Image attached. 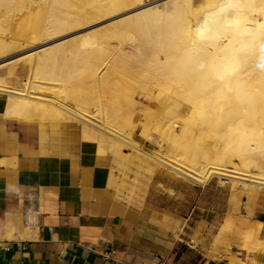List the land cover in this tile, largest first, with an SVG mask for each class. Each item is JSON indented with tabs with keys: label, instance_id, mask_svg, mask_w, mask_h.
Masks as SVG:
<instances>
[{
	"label": "bare ground",
	"instance_id": "bare-ground-1",
	"mask_svg": "<svg viewBox=\"0 0 264 264\" xmlns=\"http://www.w3.org/2000/svg\"><path fill=\"white\" fill-rule=\"evenodd\" d=\"M136 1L0 0V58L24 42L116 13ZM196 1L173 0L122 19L115 30L119 50L110 60L106 37L100 39L96 32L70 46L42 48L8 61L6 72H0L3 114L22 121L86 122L96 106L114 126L126 125L129 120L123 116L138 104L131 89L138 86L148 97L147 114L158 117L161 143L170 153L184 162L204 159L213 165L207 172L174 166L177 172L207 180L214 171L232 175L219 162L233 156L255 163L264 153V0H205L202 10L194 9ZM127 44L134 56L126 54ZM21 59L27 67L24 78ZM126 78L130 85L124 84ZM108 88L114 95L103 102ZM233 111L240 114L227 119ZM108 116L120 120L114 123ZM131 139L107 126L95 135L84 125L87 149L114 151L119 141L130 144ZM254 239L246 241L253 244Z\"/></svg>",
	"mask_w": 264,
	"mask_h": 264
},
{
	"label": "crops",
	"instance_id": "crops-1",
	"mask_svg": "<svg viewBox=\"0 0 264 264\" xmlns=\"http://www.w3.org/2000/svg\"><path fill=\"white\" fill-rule=\"evenodd\" d=\"M82 137L77 120L0 107V264H264L260 199L213 179H124Z\"/></svg>",
	"mask_w": 264,
	"mask_h": 264
},
{
	"label": "rangeland",
	"instance_id": "rangeland-1",
	"mask_svg": "<svg viewBox=\"0 0 264 264\" xmlns=\"http://www.w3.org/2000/svg\"><path fill=\"white\" fill-rule=\"evenodd\" d=\"M170 1L173 0H137L125 9L123 8L116 11V13L114 12L94 19H86L76 26L68 27L64 31L49 35L42 40L24 42L19 46V48L0 58V63H5L2 67L0 66V72H6L7 66L11 65L8 61L17 59V57L19 56H22L29 52L39 51L42 48L49 49L58 45L61 46L66 44L70 46L74 44L75 39L79 40L83 36L92 35L96 32L99 33L98 35H104L106 37V39H103L104 37L101 36L100 39L105 40L104 44L107 48L105 49V51L107 50L105 55L106 59L110 60L115 52L119 50L118 41L120 36H118V34L116 35L115 30L119 28V24L122 19L128 16H136L143 10L165 5ZM204 3L205 0H197L196 2H194V9L202 10V8L204 7ZM111 20H113V24ZM114 25H116L115 28ZM112 27L114 29H112ZM105 33L109 36H106ZM128 42L129 41L127 40V43ZM126 50H128L125 51L126 54L130 53L129 55H135V51L133 52V49L130 48L129 44H127ZM138 64L136 63L135 65L138 66ZM18 67H21L20 78H24L27 75V67L22 59L18 63ZM108 77H111L110 73L107 78ZM118 77H120V75H118ZM126 80L127 81H125L124 84L130 85V81L128 80V78H126ZM113 90L114 89L112 88H108L104 91V95L102 96L103 102L108 101L111 96L114 95ZM131 90V93L135 95L134 98H136L135 100L138 102V104L136 108H133L123 116L124 118L129 120L126 125H119V123H117L119 122L120 117L115 118L108 116L113 120L114 123L118 124L114 126L113 123L108 122L105 113L99 112L96 106L92 109V115H89L90 121L85 122L84 120H77L83 125V127L84 125H87L90 128L91 132H93L95 135H97L99 132H102L104 126L112 128L119 134H130V137L132 138L130 140V144L119 141L116 149L114 151H111L121 160L123 172H121L119 169L118 170L122 174V177L124 179L133 180V182H140L143 179H152L157 173H165L174 177L186 178L188 180L199 183H206L213 179L218 180L221 183L230 185L234 190L238 189L237 191L240 194H246L249 198L250 204H253L257 199H260L264 203V180L262 179L264 178V176L260 174L264 172L262 168H260V166H264V153L259 154L257 156L259 158L256 159V162L249 165L243 163L236 156L231 157V159L227 161H220L219 163L220 166L222 165V168L226 167L225 169H230V172H234H231L232 175L230 176L223 175L218 171H214V174L207 180H195L190 176L181 174L176 171L174 166H182L187 170L197 172L198 169H204V171H206L205 169L211 170L213 165L210 163L208 164L207 160L205 161L204 159L201 161L196 160L184 162L182 159L178 157L176 158L174 154L172 155L168 146L161 143V134L156 126L158 117L149 116L147 114L148 112L145 108V105L148 103V97H146L145 91L143 89L141 90V87L138 86H133ZM155 92H157V88L154 89V93ZM232 113L235 114L233 116L229 115L225 117L227 119H233L235 118V115L238 116L239 112L233 111ZM213 141L214 143H219L217 140ZM217 165L219 166V164ZM124 172L127 174H125ZM234 174L236 176H234ZM259 177L260 179H258Z\"/></svg>",
	"mask_w": 264,
	"mask_h": 264
},
{
	"label": "built area",
	"instance_id": "built-area-1",
	"mask_svg": "<svg viewBox=\"0 0 264 264\" xmlns=\"http://www.w3.org/2000/svg\"><path fill=\"white\" fill-rule=\"evenodd\" d=\"M161 264H163V263H161Z\"/></svg>",
	"mask_w": 264,
	"mask_h": 264
}]
</instances>
